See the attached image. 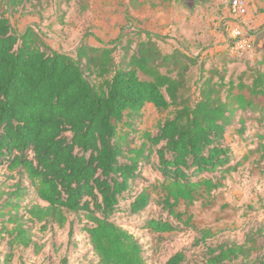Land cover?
Listing matches in <instances>:
<instances>
[{
  "label": "trees",
  "instance_id": "16d2710c",
  "mask_svg": "<svg viewBox=\"0 0 264 264\" xmlns=\"http://www.w3.org/2000/svg\"><path fill=\"white\" fill-rule=\"evenodd\" d=\"M137 1L128 0L131 6ZM32 2L0 5L13 14ZM158 40L136 29L124 42L104 47L84 38L67 54L50 48L31 27L18 32L0 16V170L14 180H0L6 248L0 264L11 263L15 248L40 251L33 228H61L69 215L83 223L96 264H145L142 244L116 222L117 213L138 218V229L148 235L192 229L200 235L196 244L210 237L197 229L190 210L197 201L210 205L225 176L246 159L237 157L227 137H255L248 153L264 158V54L236 81H225V68L204 70L200 55L177 47L164 53ZM225 57L222 65L234 62ZM194 68L200 72L195 95ZM147 105L170 115L155 133L137 135ZM146 167L157 173L152 182L143 177ZM256 250L251 238L208 248L205 264H264V257L251 258ZM185 262L178 251L164 264Z\"/></svg>",
  "mask_w": 264,
  "mask_h": 264
},
{
  "label": "rangeland",
  "instance_id": "374dc122",
  "mask_svg": "<svg viewBox=\"0 0 264 264\" xmlns=\"http://www.w3.org/2000/svg\"><path fill=\"white\" fill-rule=\"evenodd\" d=\"M32 4H26L23 10L13 14L0 5V16L8 18L18 32L31 27L50 48L62 53L72 54L84 38L95 47L114 42L120 44L125 41V34L140 29L158 35V45L164 53L177 47L189 54L200 55L204 70L225 68V81H236L246 64H252L264 54V0H248V14L243 19L235 18L231 13L229 0H138L135 7L128 0H40L39 4L33 0ZM234 25L251 40L250 51L232 49L230 29ZM224 54L234 62L222 65L221 55ZM199 77V70L192 69V93ZM142 112L135 125L137 135L155 133L170 115L168 112L158 113L151 105L145 106ZM251 133L252 129H249L245 136H251ZM227 141L238 158L246 154L247 157L236 171L225 176L223 186L211 194L210 205L197 201L190 210L197 229L210 233L206 240L196 244L200 235L192 229L148 235L138 229V218L116 214V222L142 244L145 264H164L178 251L184 252L185 264H205L208 248L223 244L241 245L246 238H251L257 246L251 258L264 257V158L261 160L259 153H248L258 142L255 137L239 140L231 132ZM6 174L0 170L1 181L6 180ZM142 174L150 182L157 177L150 167L143 169ZM13 182L6 180L8 185ZM137 188L139 190L141 184ZM157 212L158 209L153 208L150 215L155 216ZM73 220L75 216L69 215L63 227L52 225L44 231L36 225L32 232L40 251L15 248L10 264H60L63 258L68 264H96L86 235L81 231L83 223L78 224L75 220L73 237L69 240V222ZM5 249V241L0 240V260Z\"/></svg>",
  "mask_w": 264,
  "mask_h": 264
},
{
  "label": "built area",
  "instance_id": "2783aa9c",
  "mask_svg": "<svg viewBox=\"0 0 264 264\" xmlns=\"http://www.w3.org/2000/svg\"><path fill=\"white\" fill-rule=\"evenodd\" d=\"M229 7L235 18L243 19L248 13V0H230ZM230 40L232 41L231 47L235 51H250L252 49L251 40L245 38L237 25L230 29Z\"/></svg>",
  "mask_w": 264,
  "mask_h": 264
},
{
  "label": "crops",
  "instance_id": "0c3cea01",
  "mask_svg": "<svg viewBox=\"0 0 264 264\" xmlns=\"http://www.w3.org/2000/svg\"><path fill=\"white\" fill-rule=\"evenodd\" d=\"M247 14H248V13H247ZM246 16H247V15H246ZM246 16H245V17H246Z\"/></svg>",
  "mask_w": 264,
  "mask_h": 264
}]
</instances>
